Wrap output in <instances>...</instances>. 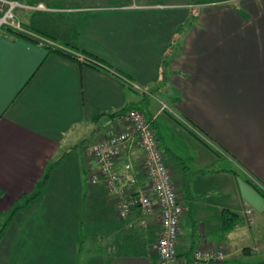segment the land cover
I'll list each match as a JSON object with an SVG mask.
<instances>
[{
  "label": "crops",
  "instance_id": "obj_1",
  "mask_svg": "<svg viewBox=\"0 0 264 264\" xmlns=\"http://www.w3.org/2000/svg\"><path fill=\"white\" fill-rule=\"evenodd\" d=\"M17 1L44 4L17 16L55 46L0 30V264H156L158 213L144 226L135 214L120 218L104 187L90 183L86 155L124 128L122 110L141 106L160 148L165 107L199 138L191 159L200 170L215 159L233 166L215 188L223 200L194 209L205 181L185 183L176 149L161 148L191 196L179 257L219 248L220 264H264V196L247 181L264 190V0ZM140 157L134 150L130 159L141 182ZM226 211L236 218L223 232ZM194 215L211 220L208 234Z\"/></svg>",
  "mask_w": 264,
  "mask_h": 264
},
{
  "label": "built area",
  "instance_id": "obj_2",
  "mask_svg": "<svg viewBox=\"0 0 264 264\" xmlns=\"http://www.w3.org/2000/svg\"><path fill=\"white\" fill-rule=\"evenodd\" d=\"M36 10H46V7L43 3L0 0V30L5 28L55 46L53 41L29 30L18 19V11ZM73 55L80 57L77 53ZM132 86L139 90L137 85ZM153 120L142 111L130 108L123 115L122 130H109L91 144L86 151L91 160L89 181L104 187L112 197L114 209L120 218L135 214L139 225L144 226L148 217L155 211L158 213L159 229L153 248L156 264H220L225 254L219 248H197L187 260L177 253L180 224L185 212L184 197L172 181L171 170L152 127ZM134 150L141 154L137 169L142 183L130 159ZM122 154L126 155L124 173L117 169ZM249 213L247 210L246 214Z\"/></svg>",
  "mask_w": 264,
  "mask_h": 264
},
{
  "label": "rangeland",
  "instance_id": "obj_3",
  "mask_svg": "<svg viewBox=\"0 0 264 264\" xmlns=\"http://www.w3.org/2000/svg\"><path fill=\"white\" fill-rule=\"evenodd\" d=\"M195 1H201V2L205 1V2H207L206 4H210V3L215 4V3H219L220 1H223V0H195ZM230 1L235 2L236 0H230ZM154 98H158V99L161 98V94L157 93L156 96L154 95ZM153 103H154L153 110H155L158 103L157 102H153ZM140 108L142 109L144 114L148 116V113L145 111L144 107L141 106ZM164 110L167 111V109H165V108L161 109L160 116L156 120V123L160 127V130H158L159 136L162 135V138H163V139H160V137H159V139L161 141V148L165 149L164 146H168V143H169L170 145L172 144V147H174L176 149L177 155L181 158V159H179V162H181L180 166H181L182 171H183L182 176L185 179V183L191 182V184H193L195 186H199V184L202 182V180H204L205 181L204 187L208 189V191L206 190L203 192V191H197V189L195 187V190L197 191V193L195 192L194 193L195 197L194 196L192 197V198L196 199L194 209L198 203L204 204V201L211 202L214 205L220 203L223 200L224 196L216 193L215 188L217 186H219L220 183H222L223 178L221 176L222 175L221 170L233 169V166L231 165V163L229 161H227L225 159H215L213 161V163H211L209 166L206 167V169L200 170L199 169L200 167L193 162L194 159H191L194 155V149L192 148V142H194L193 140H196V139L198 140L199 138L197 137V135L195 133H193L191 131V128H188L187 125H184L181 122V119L174 118L171 115L172 113L170 114L169 112H165ZM154 128L156 129L155 123H154ZM194 138H196V139H194ZM90 162H91V160L89 159V163ZM197 164H198V162H197ZM196 169H198L199 171ZM170 173H171L172 181H173L174 185L177 187V190H179L181 195L183 197H185L184 198L185 201H187L188 198H191L189 192L184 190V195H183L182 190L180 189V184H179L180 180H177L175 178V175H176L175 170L172 169ZM238 177H240V176H238ZM212 188H214V189L212 190ZM234 194H237V193H234ZM228 196H233V195H232V193H230V194H228ZM185 212H184V214L186 215L187 212L186 213ZM210 214H211V212H210ZM191 215H192V213L189 212V218ZM193 217L196 218V221L199 220L200 222H203L204 224H206L207 234H208V232L211 231L210 225L208 226V224L211 223V220L208 222V221H206V219H204V218L202 219L201 217H197L196 215H194ZM183 229H184V231H183L184 237H187L188 234H191V230L189 227L188 228L183 227ZM84 235H86V233ZM151 255L154 258L153 250L151 252Z\"/></svg>",
  "mask_w": 264,
  "mask_h": 264
},
{
  "label": "trees",
  "instance_id": "obj_4",
  "mask_svg": "<svg viewBox=\"0 0 264 264\" xmlns=\"http://www.w3.org/2000/svg\"><path fill=\"white\" fill-rule=\"evenodd\" d=\"M10 31H11V30H10ZM12 32H13V31H12ZM16 35H18V34H16ZM19 36H21V35H19ZM25 38H26V39H29V38H27V37H25ZM46 38H47V37H46ZM83 60H84V61L87 63V65H89V66H92L91 64H97V63H96L93 59H91V58L84 57V58L81 59V61H83ZM92 67H93V66H92ZM127 110H128V109H124V110H122L121 112L124 114ZM123 114H122V115H123ZM247 181H248V183L251 184V186H252L254 189H256L259 193L263 194V196H264V193H263L262 189H261L259 186H257L254 182H251L249 179H247ZM185 190L187 191V189H186V185H185ZM187 192H188V191H187ZM35 196H36V193H35L33 196L29 197L27 201L32 200ZM18 209H19V207H14L13 210L10 211V212L6 215V219H9V218H10V217L16 212V210H18ZM235 218H236L235 214L230 213V212H228V211L223 212L222 215H221V230H222L223 232H227V231L231 230V228H232L233 225H234Z\"/></svg>",
  "mask_w": 264,
  "mask_h": 264
}]
</instances>
